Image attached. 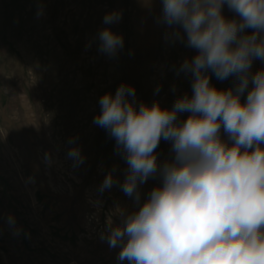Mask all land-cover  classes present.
<instances>
[{"label":"rangeland","instance_id":"1","mask_svg":"<svg viewBox=\"0 0 264 264\" xmlns=\"http://www.w3.org/2000/svg\"><path fill=\"white\" fill-rule=\"evenodd\" d=\"M114 10L122 18L104 25ZM161 12V0H0V264H121L119 247L102 235L109 220L121 223L120 210L138 205L120 188L127 165L115 140L93 120L100 98L122 83L135 88L137 105L171 109L192 95L180 67L196 50L181 28L160 22ZM222 12L240 19L227 4ZM104 27L123 36L113 57L98 50ZM262 69L254 58L250 76ZM209 75L222 90L239 82ZM156 154L158 165L170 162L171 142L162 139ZM110 172L119 183L101 191ZM161 183L157 174L140 185L141 203Z\"/></svg>","mask_w":264,"mask_h":264},{"label":"clouds","instance_id":"2","mask_svg":"<svg viewBox=\"0 0 264 264\" xmlns=\"http://www.w3.org/2000/svg\"><path fill=\"white\" fill-rule=\"evenodd\" d=\"M161 3L160 22L181 28L186 46L196 50L180 67L192 77V95L171 109L137 105L135 88L122 83L115 95L100 98L93 123L115 140L127 165L120 188L138 205L130 213L120 210L121 223L109 220L102 239L119 247L121 264H264V69L249 72L254 58L264 60V0ZM225 4L239 21L223 15ZM121 18L114 10L103 24ZM245 29L252 34L241 35ZM97 39L109 57L124 45L110 27ZM209 72L239 82L235 89H218ZM185 112L187 119L178 122ZM162 139L171 142L174 158L161 166L156 149ZM70 155L79 157L78 147ZM157 174L162 183L141 203L139 186ZM117 183L110 172L100 190ZM8 221L14 225L15 217Z\"/></svg>","mask_w":264,"mask_h":264}]
</instances>
